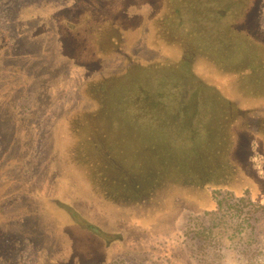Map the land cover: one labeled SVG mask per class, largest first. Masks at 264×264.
Masks as SVG:
<instances>
[{"label":"rangeland","instance_id":"rangeland-1","mask_svg":"<svg viewBox=\"0 0 264 264\" xmlns=\"http://www.w3.org/2000/svg\"><path fill=\"white\" fill-rule=\"evenodd\" d=\"M214 188L264 201V0H0V264H246Z\"/></svg>","mask_w":264,"mask_h":264},{"label":"trees","instance_id":"trees-1","mask_svg":"<svg viewBox=\"0 0 264 264\" xmlns=\"http://www.w3.org/2000/svg\"><path fill=\"white\" fill-rule=\"evenodd\" d=\"M248 192L244 194L250 197L236 198L234 192L214 188L212 197H216V203L220 205L222 214L224 212L223 218L227 220L229 217L233 220L237 232H242L246 228L252 231L250 238L242 239L235 245L234 252L237 258L246 264H258L264 259V234L258 227L264 218V201L256 199ZM220 219L222 220V217ZM216 225L217 223L212 226L203 223L202 229L194 231L190 229L186 232V238L194 244L193 254L196 259L191 258V263L181 261V264L223 263V245L217 238Z\"/></svg>","mask_w":264,"mask_h":264},{"label":"built area","instance_id":"built-area-1","mask_svg":"<svg viewBox=\"0 0 264 264\" xmlns=\"http://www.w3.org/2000/svg\"><path fill=\"white\" fill-rule=\"evenodd\" d=\"M245 196H246V195L244 194V195H242V196H240V197H245ZM240 197H239V198H240Z\"/></svg>","mask_w":264,"mask_h":264}]
</instances>
